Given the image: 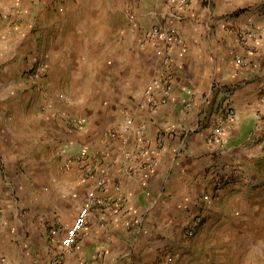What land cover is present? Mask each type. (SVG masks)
<instances>
[{
	"label": "crops",
	"instance_id": "1",
	"mask_svg": "<svg viewBox=\"0 0 264 264\" xmlns=\"http://www.w3.org/2000/svg\"><path fill=\"white\" fill-rule=\"evenodd\" d=\"M119 1L118 26L110 0L0 3V264H51L90 197L62 264H264V0Z\"/></svg>",
	"mask_w": 264,
	"mask_h": 264
},
{
	"label": "built area",
	"instance_id": "2",
	"mask_svg": "<svg viewBox=\"0 0 264 264\" xmlns=\"http://www.w3.org/2000/svg\"><path fill=\"white\" fill-rule=\"evenodd\" d=\"M149 37L154 38L157 40L158 44L161 45L160 55L162 58L163 66H168L171 63V48L172 42L174 39L172 38V31L167 29L164 24H157L152 27V29L148 33ZM45 70V66H38L36 71L37 73H43ZM171 80V75L168 71H160L159 69L156 70V80H154L152 86V92L154 95L158 96H167L169 94V83ZM189 106V104H188ZM48 106L43 105L42 110L44 111ZM61 112L57 109H54L53 115H60L61 118L64 119L65 129L69 131H78L82 128V124L80 121L73 117L60 114ZM226 118L227 120H232L236 112L233 108L229 107L226 110ZM221 132V129L218 128L217 133ZM65 150V149H63ZM264 151V148H263ZM66 152V150H65ZM93 213V200L92 197L89 198L87 203L83 205L77 213V216L74 220V223L71 227L66 229V235L64 238L58 239V246L60 248V252H58L51 264H62V258L65 253L70 252L73 249V246L78 238L80 232L86 226L88 220L92 216ZM202 223V217L199 215H194L190 218V221L187 222L186 229H185V237H192L194 236L196 230ZM64 230V227L59 225L52 226L49 228V236L50 237H58L61 232Z\"/></svg>",
	"mask_w": 264,
	"mask_h": 264
},
{
	"label": "rangeland",
	"instance_id": "3",
	"mask_svg": "<svg viewBox=\"0 0 264 264\" xmlns=\"http://www.w3.org/2000/svg\"><path fill=\"white\" fill-rule=\"evenodd\" d=\"M5 1L6 0H0V3L2 4V3H5ZM64 1L65 0H52V2L53 3H51V4H47L46 5V7H45V9H46V11H48V8L49 7H53L55 4H57V3H64ZM83 2H85V0H82ZM111 2H112V4H113V7H116V8H114L113 9V14H112V20H113V25L114 26H118L119 24H121L122 22H123V18H124V15L125 14H128V15H130V13H131V7H129V6H127L125 3H121V1H119V0H110ZM123 5H126V7L124 8V6ZM47 6H48V8H47ZM122 8V9H121ZM124 8V9H123ZM128 10H127V9ZM131 16V15H130ZM106 18H109L108 16L106 17ZM130 20H131V17H130ZM129 20V21H130ZM165 20H163V22H164ZM0 22H3V24H4V17L2 16V8L0 7ZM161 23H157V24H163V22L162 21H160ZM156 24V25H157ZM153 26H155V25H153ZM152 26V27H153ZM152 27H151V29H152ZM117 30H118V28H116ZM150 29V30H151ZM149 30V31H150ZM149 33V32H148ZM95 36H102V33H99V32H95V33H93ZM146 35H147V33H146ZM94 37V36H93ZM100 38V37H99ZM40 64H37V66H35L34 67V69L36 70L37 69V67L39 66ZM40 66H42V65H40ZM44 105V104H43ZM42 110V109H41ZM43 111V110H42ZM187 238V237H186ZM188 238H190V237H188ZM224 260L229 264V263H231L233 260H237V262H239V264H250V262L251 261H249V259H244V257H235V255H230L229 257H228V255H225V257H224Z\"/></svg>",
	"mask_w": 264,
	"mask_h": 264
}]
</instances>
